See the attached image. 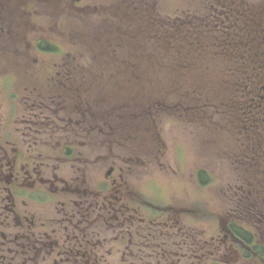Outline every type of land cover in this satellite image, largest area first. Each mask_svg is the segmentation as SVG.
<instances>
[{
  "label": "flooded vegetation",
  "instance_id": "obj_1",
  "mask_svg": "<svg viewBox=\"0 0 264 264\" xmlns=\"http://www.w3.org/2000/svg\"><path fill=\"white\" fill-rule=\"evenodd\" d=\"M43 1L42 14L37 0H0V264H219L215 255L222 249L234 256L227 264H264V0H208L200 23L202 16L194 11L189 24L179 17L175 25L180 36L176 84L189 80L191 98L222 111L224 122L217 129L226 139L212 133L207 146L216 153H206L211 162L235 153L237 163L226 168L255 187L256 196L246 190L239 198L242 214H217L209 238L196 227L208 208L189 199L190 193L169 202L161 188L160 200L156 191L133 187V169L118 163L123 156L117 153L116 114L102 119L103 79L123 80L109 93L125 95L153 92L139 79L165 77L164 16L156 15L148 0H115L109 7L102 0H76L74 7L69 0ZM136 1L141 6L133 7ZM69 9L81 20L79 40L95 55L65 56L40 71H22L24 51L18 50L22 57L1 53L6 43L55 52L47 48L57 50L60 44L49 35L35 33L32 45L26 32L45 24L38 15ZM93 9L91 20L85 15ZM199 30L217 46L216 53L223 45L222 54L206 56L207 63L219 56L227 64L222 87L211 63L201 71ZM187 34L190 54H183L188 49L180 41ZM230 61L238 63L234 70ZM40 78L45 86H39ZM128 134L121 138L129 148ZM103 162L109 165L102 177ZM209 167L207 160L197 168L198 185H211ZM199 171L210 176L204 185Z\"/></svg>",
  "mask_w": 264,
  "mask_h": 264
},
{
  "label": "rangeland",
  "instance_id": "obj_2",
  "mask_svg": "<svg viewBox=\"0 0 264 264\" xmlns=\"http://www.w3.org/2000/svg\"><path fill=\"white\" fill-rule=\"evenodd\" d=\"M75 1L69 0L70 7L73 6ZM141 1L145 2L146 0ZM148 1L154 7L153 11L156 15H159L160 12L161 16H164L168 26L177 25L179 17L182 18L180 19L181 22L191 19L190 13L194 11L198 16H202L201 18L197 17L199 22L205 18L208 2V0ZM95 2L97 3L98 0H91L92 4ZM102 2L109 7L110 4L115 3V0H102ZM132 6L141 5L136 1ZM46 7L47 4L43 0H37L36 8L39 13L43 14L47 11L45 10ZM95 11L96 9L88 11L85 16L94 20L96 15L92 13ZM77 13L80 12L77 11ZM42 14L41 16L38 15V20L45 22V24H38L39 26L35 31L29 29L26 32V39L31 43L35 33L37 35L46 34L49 35L52 41L60 44L59 49L55 52H39L33 46H23L21 43L19 45L15 44V46L6 43L5 49L1 52L3 55L22 57L23 54L19 51H24L26 54L25 58H21L19 69L22 71H40L45 69L44 67H48L47 62L60 63L65 59V56L95 55L92 46L87 48V44L79 40L81 37L78 34L77 27L81 20L77 19V14H74L72 10L69 9L64 14L56 13V11L51 15ZM205 20L204 23L206 24L207 20ZM45 25L46 29L44 28ZM168 33H170V30ZM90 39L94 41L92 38ZM137 53L142 54V50ZM27 57H30V59ZM166 61L164 78L135 80L140 83V86L148 87L153 92L140 90L129 92V94L125 93V95L111 94L109 93V87L114 84L120 86L123 80L103 79V92L105 91L107 94L102 95V119L108 121L110 120L108 115L116 114L117 121H115L114 126L117 130L116 137H118L117 153L123 156L122 161L118 160V163L121 166L128 165L133 169L131 174L133 187L135 189L146 187L149 193L156 191L160 200L164 199L161 191L163 190L169 202L171 199L179 198V196L182 197L183 195L184 197L186 192L190 193L191 197L189 199L197 200L199 207L206 206L208 208L206 214L203 213L197 218L196 227L198 232L206 235L205 238H209L218 226L216 224L217 214L223 215L224 213L225 215L228 210L230 212L234 210L236 214H242V204L244 202H240L239 198H242L246 190L247 192L251 190L252 196H256L252 190L255 187L245 183L246 181L242 178L244 175L231 173L226 168L230 163H237L235 153H231V156L225 159L221 157L213 158L211 162L207 153L211 151L212 154H215L216 150L212 147L209 150L207 139L210 138L212 133L216 135L218 132H220L221 139H226L225 136H222L225 133L217 129L224 122L222 111L217 108L213 109L209 102L203 98H191L188 93L189 84L187 82L183 81L181 87L176 84L177 63L174 56L168 55ZM216 66L218 64L214 63V69L218 71ZM215 76L218 78L222 74L218 72L215 73ZM37 80L39 86H45L42 82L46 80H41V78ZM180 103L183 106H180ZM127 108H129V115ZM212 118L213 120H211ZM128 122L129 127H127ZM126 134L129 135V148L128 142H124L121 138ZM128 157L129 159L132 157L133 160L127 162ZM207 160L211 163L209 173L211 174L212 183L205 187L196 183L195 172L197 168L207 166ZM108 165L102 163V177ZM261 188H264V186H261ZM181 192L182 195H180ZM261 194L264 198V189L261 190ZM207 218L208 221H206ZM120 255V253L117 254V262L120 261ZM215 257L219 260V264H227V262L234 259L232 253L225 252L223 249Z\"/></svg>",
  "mask_w": 264,
  "mask_h": 264
},
{
  "label": "trees",
  "instance_id": "obj_3",
  "mask_svg": "<svg viewBox=\"0 0 264 264\" xmlns=\"http://www.w3.org/2000/svg\"><path fill=\"white\" fill-rule=\"evenodd\" d=\"M185 22H187L186 24H189L190 19L187 20V21H185ZM169 30H170V33H168ZM183 32H187V30H184ZM198 32L199 33L200 32L203 33V34L199 35L202 38H198V41H199L198 44L199 45H198V53H197L199 55H203V57L201 58V60H199L200 62H198V63L201 64L200 65L202 67V70L201 71H204L205 70V67H207L209 63H211L213 65V70L216 71L214 69V63H216V64H218V66H216L217 69H218L217 72L221 73L222 70H224L225 65H227V64H224L223 61H222V59L219 56L214 57V58L213 57L210 58L211 61L207 63L206 62V56L208 54L209 55L210 54H214V55H220V54H222V47H223V45H221V47H220V50H221L220 51V54L219 53H216V51H217L218 48H217L216 45L212 44V42L209 40V37H207L208 34L207 33L205 34L202 30H199ZM242 36H243L241 38L242 40L243 39H247V37H246V35L244 33H242ZM179 37L180 36L177 33V31L175 33V26L174 25L173 26H170V25L169 26L168 25L166 26V37H165L166 56H168V55H173L174 56V55H176L178 53L177 45L179 44V40H180ZM182 38H186V39L180 41V43L183 44V45H185L186 49H188L187 51L184 50L182 52H183V54H190V52H189V46L187 45V43H188L189 40H191V37H190L189 34H187L186 37H182ZM223 38L226 39L225 36ZM224 40H222V42H224ZM225 42H227V41L225 40ZM233 44H234V41L230 38L228 45H231L230 47L232 48V45ZM247 45L248 44L245 43L244 46H242V48L247 50L248 49V46ZM47 50L48 51H56V48H54V47L52 48L51 47V48H47ZM170 51H172L173 53H168ZM237 64H238L237 62L230 61L229 62V66H230L229 68H230V70H234L233 67L234 66L236 67ZM245 65L248 66L249 63L246 62ZM222 78H223L222 76H219L215 80L218 83V85L221 86V87L223 85L222 84V81H223ZM186 80H188V79H186ZM205 80H206L205 78H202L201 79V81H205ZM188 82H189V80L187 81V83ZM176 88H177V85H176ZM203 174H204V171H199V173H198L199 183L202 184V185L206 184L205 183L206 182V179H207V182L210 180V176H209V179H208V177H206V175H203Z\"/></svg>",
  "mask_w": 264,
  "mask_h": 264
}]
</instances>
